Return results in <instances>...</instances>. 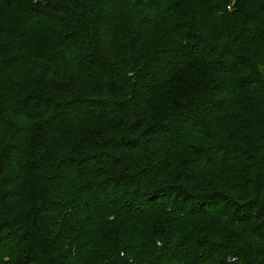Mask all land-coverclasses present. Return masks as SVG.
<instances>
[{
    "label": "trees",
    "instance_id": "trees-1",
    "mask_svg": "<svg viewBox=\"0 0 264 264\" xmlns=\"http://www.w3.org/2000/svg\"><path fill=\"white\" fill-rule=\"evenodd\" d=\"M0 264H264V0H0Z\"/></svg>",
    "mask_w": 264,
    "mask_h": 264
}]
</instances>
